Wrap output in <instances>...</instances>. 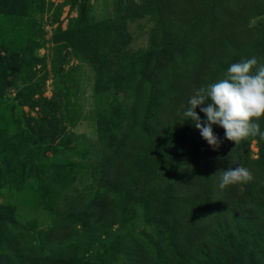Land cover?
Segmentation results:
<instances>
[{"label": "rangeland", "instance_id": "1", "mask_svg": "<svg viewBox=\"0 0 264 264\" xmlns=\"http://www.w3.org/2000/svg\"><path fill=\"white\" fill-rule=\"evenodd\" d=\"M251 56L264 0H0V264H264V139L183 115ZM226 142L245 198L189 189Z\"/></svg>", "mask_w": 264, "mask_h": 264}, {"label": "clouds", "instance_id": "2", "mask_svg": "<svg viewBox=\"0 0 264 264\" xmlns=\"http://www.w3.org/2000/svg\"><path fill=\"white\" fill-rule=\"evenodd\" d=\"M197 106L204 114L203 120L195 111ZM183 115L193 122L209 145L218 144L213 124L221 126L224 137L230 141L236 142L249 135H259L264 139V131L252 119L264 115V62L251 56L230 63L223 78L194 89ZM252 179L246 167L236 166L221 173L218 187L223 189Z\"/></svg>", "mask_w": 264, "mask_h": 264}, {"label": "trees", "instance_id": "3", "mask_svg": "<svg viewBox=\"0 0 264 264\" xmlns=\"http://www.w3.org/2000/svg\"><path fill=\"white\" fill-rule=\"evenodd\" d=\"M233 145L234 144L231 142H226L223 152L219 151V147H217L216 149H213L212 153L206 152L204 157L207 156V160L205 162L204 161L201 162V160L199 161V159L194 154V159L192 160L193 162L191 161L190 163L188 162L187 164H183L182 167L186 169L180 170V172L186 174L187 178L184 179L181 176L179 177L187 184L188 188L191 189L192 186H191L190 181L193 180L194 175H199L201 178L199 183H202L203 187L206 188L209 185H211L210 187L215 188L214 193L220 192L222 189L218 187V181H219V176L224 170L228 168H233L236 166H244L248 169L247 165L250 164L249 158L246 157L244 154H241V152H239L238 150V147H233ZM261 156L263 157L261 160L263 161V164L261 165V167L263 168L264 151H262ZM210 158L212 159V160H209L211 163L208 162V159ZM197 161L199 162L197 163ZM258 161L259 160H256L255 162H258ZM248 185H249V181L244 182L243 186H241L244 189V191L242 190L241 198H245V194L248 192V189L250 187V185L249 186ZM239 187H240L239 183H236V184H230L224 187V189L225 188L233 189V193H238L241 190ZM231 192H229V194ZM246 198H247V195H246ZM221 204L222 202H218L217 207H221Z\"/></svg>", "mask_w": 264, "mask_h": 264}]
</instances>
